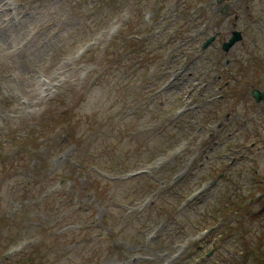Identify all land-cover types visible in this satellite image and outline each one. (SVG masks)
<instances>
[{"label": "rangeland", "instance_id": "obj_1", "mask_svg": "<svg viewBox=\"0 0 264 264\" xmlns=\"http://www.w3.org/2000/svg\"><path fill=\"white\" fill-rule=\"evenodd\" d=\"M139 1L0 0V264H259L264 0Z\"/></svg>", "mask_w": 264, "mask_h": 264}, {"label": "trees", "instance_id": "obj_2", "mask_svg": "<svg viewBox=\"0 0 264 264\" xmlns=\"http://www.w3.org/2000/svg\"><path fill=\"white\" fill-rule=\"evenodd\" d=\"M112 1L114 2V1H117V0H112ZM142 6L143 5L141 4L140 1L137 3V0H135L134 8L136 10L140 9ZM142 31L143 30H136V33H132V34H135L136 35V38L133 40V42H141L142 41L143 38H141L139 36V35L143 34ZM128 42H130V41L129 40H125V41H120V42L116 43V41L114 39V41H113V43L111 45L113 47L116 44V46L120 45L123 48V47H125L127 45ZM126 51H128V49ZM131 54H133V52ZM67 104L69 105V103H67ZM52 114H60V113L57 112V111H53ZM68 114H72L71 111H68ZM52 119H54V118H52ZM70 120H71V118H67L65 115L60 114L58 116V118L53 122L55 125H57V127H61L62 128V137H65V140L67 142L75 141L76 140V136H77V134H75V133L72 132L73 131L72 128H69ZM24 141L26 142V139H24V137H22L21 142H24ZM35 141H37V140H35ZM35 145L38 147L37 144H35ZM30 151H31V148H30ZM74 163H76V162H74ZM82 165H84V164H81V163H78V162L76 163V166L78 167L77 169L79 171H80V166H82ZM86 168H87V166H86ZM79 171H77V172H79ZM77 172L76 171H72V176L74 177V175ZM92 190L98 191V189H92ZM255 251L260 256V258L257 259V260L254 258L255 259L254 261H258L259 264H263L264 263V252L263 251H260V250H257V249ZM255 251H252V252L253 253H256ZM253 253H252V256H254Z\"/></svg>", "mask_w": 264, "mask_h": 264}, {"label": "water", "instance_id": "obj_3", "mask_svg": "<svg viewBox=\"0 0 264 264\" xmlns=\"http://www.w3.org/2000/svg\"><path fill=\"white\" fill-rule=\"evenodd\" d=\"M218 3H220L222 0H216ZM227 9V6H225L222 10V13L225 12ZM215 39V36L210 37L206 42L203 44V48H205L207 45H209L213 40ZM241 39V33L238 31L232 32V37L230 40L223 45V50L227 51L231 46H233L237 41ZM252 96L256 100V102H259L262 98H264V93L259 92L258 90L252 91Z\"/></svg>", "mask_w": 264, "mask_h": 264}]
</instances>
